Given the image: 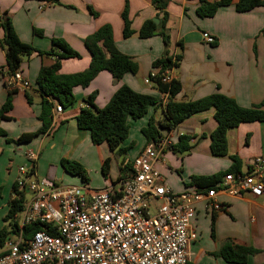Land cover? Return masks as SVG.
Masks as SVG:
<instances>
[{
	"label": "crops",
	"instance_id": "0c3cea01",
	"mask_svg": "<svg viewBox=\"0 0 264 264\" xmlns=\"http://www.w3.org/2000/svg\"><path fill=\"white\" fill-rule=\"evenodd\" d=\"M58 1L52 4L38 0H0V18H8L19 40L38 50L47 51L51 38L62 39L76 50L79 57L60 61L58 73L61 74L76 73L88 66L90 54L84 39L102 25L108 24L116 49L136 61L137 71L135 74L124 73L119 79H114L107 70L99 71L87 86L73 88L75 98L71 105L60 112L52 108L49 128L38 132L41 126L38 119L41 96L34 86L35 80L40 67L53 63L54 57L34 53L22 58L19 71L28 80L29 86L15 84L12 106L5 113L7 118H0V129L3 130V134H0V227L7 226L8 222L3 218L13 195L17 168L26 162L25 153L28 150L37 154L32 163L31 176L59 183L50 176H38L39 162L49 150L55 149L60 159L76 161L83 168L91 161L101 165L103 159L109 157L108 175L105 178L107 186L102 189L110 185L118 186L117 181L124 173L120 170L121 164L131 161L143 149L146 144L144 136L140 134L142 137L138 144H142V148L138 153L128 157L125 151L118 155L110 151L106 143L92 144L89 132L79 129L75 118L80 109L87 105L85 100L90 94H95L93 104L101 108L120 85L126 84L137 92L157 99L156 104L150 106L148 112L137 121L128 119V134L133 128L132 124L137 125L134 131L139 132L151 115L155 120L160 119L167 97L154 84L144 83L143 78L153 69L152 62L166 53L179 55L177 66L172 67L171 71V76L180 83L176 100H195L212 93H221L242 107L259 105L264 101V3L249 11L238 12L234 8L237 0H233L230 5L220 7L214 16L202 18L195 11L199 0H169L166 7L168 43L165 44L157 32L148 38L138 36V30L145 20L156 17V24H159L162 17L150 0ZM89 6L96 12L95 15L90 12ZM125 6L133 31L128 38L122 36L121 12ZM203 32L215 40L212 43L204 42ZM3 33L0 27V106L9 90L6 86L9 74L6 73L5 52L1 43ZM26 92L31 96V102L27 101ZM50 100L53 104L57 103L54 98ZM213 113V108L194 113L168 131L172 143L181 134L191 137L188 153L176 156L168 149L155 163V167L163 174L165 185L175 193L201 188L190 182L191 175L206 176L222 172L232 164V156L239 162L240 173L248 171L254 157L264 156V121L258 120L241 122L228 128L225 133L226 153L212 154L209 135L216 126ZM160 131L166 133L163 129ZM22 135H29L28 139L18 141ZM123 142L121 145L124 147ZM112 164L115 165L114 174H111ZM172 170L178 171L177 176L172 175ZM80 181L82 185L66 186L94 190L87 187V182L82 178ZM215 199L223 205L219 210L205 207L202 201L195 204L191 227L196 238L190 243L188 262L264 264L262 198L249 194L231 196L218 191ZM17 226L20 231V215L17 217ZM19 231H10L8 236H17ZM228 241L249 246L255 249V253L248 255L244 263L228 262L216 254Z\"/></svg>",
	"mask_w": 264,
	"mask_h": 264
},
{
	"label": "built area",
	"instance_id": "2783aa9c",
	"mask_svg": "<svg viewBox=\"0 0 264 264\" xmlns=\"http://www.w3.org/2000/svg\"><path fill=\"white\" fill-rule=\"evenodd\" d=\"M202 39L214 40L206 32ZM172 69L153 68L143 82L154 84L155 78L169 82ZM15 84L29 86L19 70L6 77L8 89ZM53 108L62 110L59 103ZM167 132L144 145L130 161L131 169L120 175L117 187L99 190L31 176L37 154L26 151V162L18 166L14 180L16 192L25 198L20 224H44L53 233L46 228L28 238L21 230L17 236L7 235L0 247V264H186L196 238L191 221L197 202L219 210L223 205L215 197L224 191L262 198L264 206V156L254 157L246 173L223 175L215 187L173 192L155 167L172 144Z\"/></svg>",
	"mask_w": 264,
	"mask_h": 264
},
{
	"label": "trees",
	"instance_id": "16d2710c",
	"mask_svg": "<svg viewBox=\"0 0 264 264\" xmlns=\"http://www.w3.org/2000/svg\"><path fill=\"white\" fill-rule=\"evenodd\" d=\"M38 1L52 4L59 2L58 0ZM150 1L162 13V17L159 24H156L152 19L145 20L138 30V36L140 38H148L157 32L162 37L163 42L167 44L166 21L168 15L166 7L169 0ZM232 1L216 0L209 2L207 0H199L195 11L199 17H212L220 7L230 5ZM263 3V0H237L234 3V8L238 12H246L254 7L263 5ZM89 10L93 15L96 14V12L91 10L90 6ZM121 17L123 20L122 36L123 38H128L133 34V31L130 28L127 6L122 10ZM0 27L4 32L1 43L5 52L7 74L10 75L14 71L19 70L22 58L29 57L34 53L39 56L54 57L53 63L40 67L35 80L34 86L41 96L40 112L38 115L41 126L38 132L46 131L52 121V108L54 104L50 98L56 99L57 103L64 108L71 105L74 101L73 88L75 86H87L99 71H109L114 79H119L124 73L135 74L137 71L136 61L116 49L112 37V29L108 24L102 25L85 37L84 45L90 54L89 64L84 70L70 74L58 73L60 61L65 58H77L79 57V53L72 49L65 41L59 38H51L50 48L47 51H42L34 48L31 44L21 42L8 18H0ZM178 58L179 55L177 54L168 55L166 53L164 56L155 59L152 62V67L163 71L177 66ZM154 86L160 93L166 94L167 98L161 118L155 120L152 115L149 116L146 126L140 129L146 143L150 140L159 139L162 136L160 129L166 132L171 131L184 118L213 108L216 126L209 135L210 151L214 155H224L226 153L225 133L228 128L235 127L241 122L264 121V101L259 105L242 107L234 99L221 93H212L195 100L180 101L175 99L176 94L180 91V83L177 79L172 78L169 82H161L155 78ZM14 93V88L8 90L6 99L0 106L1 119L7 118L5 113L12 106L11 98ZM25 95L27 101L31 102L32 98L29 93L26 92ZM94 96L95 94L92 93L86 98L87 105L80 109L75 118L76 125L79 129L89 132L92 144L106 143L110 151H115L118 155L123 154L127 148L123 147L121 143L129 132L130 124L128 119L136 120L144 116L148 112L149 107L156 104L157 99L152 95L137 92L126 84L120 85L101 108L93 104ZM0 134H3V130L1 129ZM28 136L22 135L18 141L26 140ZM190 139L189 135L181 134L175 142L170 144L168 149L180 155L186 154L191 147ZM232 160L233 162L228 169L206 176L191 175L190 182L201 188L215 187L222 175L229 172H239L238 160L235 156H232ZM109 161L110 158L106 157L101 164L102 175L105 178L108 175ZM61 164L66 170L80 176L83 181H86L85 169L80 163L61 159ZM130 169V161L121 164L120 170L122 172L126 173ZM13 193H15L14 197L8 202L7 212L3 218L5 222H8L7 226L0 227V247L3 245L4 239L10 231H19L17 217L23 209L25 198L23 192H16L14 184ZM46 228L49 232L53 233V230L49 226L40 223L23 224L20 230L21 235L24 238H28L36 231ZM253 253H255V249L249 246L236 245L228 241L221 246L216 254L228 262L244 263L248 255ZM186 264L191 263L187 262Z\"/></svg>",
	"mask_w": 264,
	"mask_h": 264
},
{
	"label": "rangeland",
	"instance_id": "374dc122",
	"mask_svg": "<svg viewBox=\"0 0 264 264\" xmlns=\"http://www.w3.org/2000/svg\"><path fill=\"white\" fill-rule=\"evenodd\" d=\"M138 120V119H137ZM136 120V121H137ZM133 128H131L130 134L124 139V147L127 148V156H133L134 154L138 153L141 148L142 144H138V140L141 139V132H135L134 128H137L136 124H132ZM173 153V152H172ZM176 156H179L178 153H173ZM85 169V177H86V186L90 189H102L103 187L107 186L105 182V177L102 175L101 165H98L96 161H91L90 164ZM115 165H111V174H114ZM172 175L177 176L178 171L172 170ZM113 172V173H112ZM181 173V172H180ZM163 175V174H162ZM39 177L50 176L54 179L60 181L63 185H82L80 176H76V174L71 173L69 170H66L63 165L61 164V159L58 157L56 150L53 149L52 151H48L43 155L39 162ZM156 203V202H155ZM153 205H155L153 203ZM155 210L152 207L150 212L153 213Z\"/></svg>",
	"mask_w": 264,
	"mask_h": 264
},
{
	"label": "water",
	"instance_id": "95a60500",
	"mask_svg": "<svg viewBox=\"0 0 264 264\" xmlns=\"http://www.w3.org/2000/svg\"><path fill=\"white\" fill-rule=\"evenodd\" d=\"M152 20L155 22V23H158V19L155 17V18H152Z\"/></svg>",
	"mask_w": 264,
	"mask_h": 264
}]
</instances>
